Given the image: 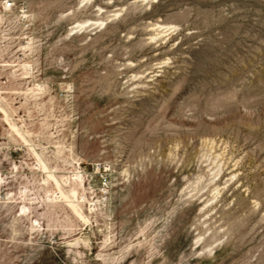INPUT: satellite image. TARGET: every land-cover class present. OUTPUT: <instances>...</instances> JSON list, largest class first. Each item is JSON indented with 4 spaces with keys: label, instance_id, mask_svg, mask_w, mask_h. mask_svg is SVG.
<instances>
[{
    "label": "rangeland",
    "instance_id": "obj_1",
    "mask_svg": "<svg viewBox=\"0 0 264 264\" xmlns=\"http://www.w3.org/2000/svg\"><path fill=\"white\" fill-rule=\"evenodd\" d=\"M0 264H264V0H0Z\"/></svg>",
    "mask_w": 264,
    "mask_h": 264
}]
</instances>
